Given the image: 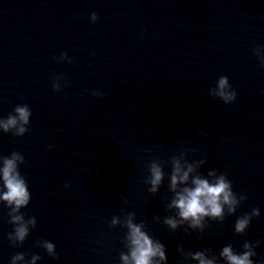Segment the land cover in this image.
I'll return each mask as SVG.
<instances>
[{"label": "clouds", "instance_id": "obj_1", "mask_svg": "<svg viewBox=\"0 0 264 264\" xmlns=\"http://www.w3.org/2000/svg\"><path fill=\"white\" fill-rule=\"evenodd\" d=\"M97 19V13H91L90 20L95 23ZM254 54L258 57L260 66L264 68V46L254 49ZM56 59L71 62L67 53H62ZM61 80H63L62 75L53 78L54 91H61ZM91 94L103 95L98 90ZM209 95L219 98L225 104H231L237 98V93L227 76L219 77L216 87L209 90ZM31 116L32 112L27 104H18L7 118H0V131L17 137L23 136L29 130ZM23 163H25L24 156L20 152H12L10 156H0V204L9 208L8 222L14 227L8 234V240L13 246L22 245L29 236L30 229H34L37 223L34 216L25 219V214L21 212L31 199L27 181L19 170V165ZM167 163L171 165L168 190L173 195L166 204V210L174 215L165 216L163 223L172 231L183 227L186 234L189 230L203 232L207 220L223 223L226 215H234L242 202L247 199L246 194L238 195L233 191L232 181L228 179L226 173L211 169L206 176L201 174V166L206 163L203 159L189 161L187 152L182 151L179 155L172 156ZM163 168L164 163L159 159L151 161L147 166L149 175L144 182L150 185L148 191L152 195L157 194L164 181ZM69 186L65 185V187ZM259 216V208H253L250 213L237 217L234 225L235 233L245 234L253 217ZM153 219L159 221L160 217L155 216ZM135 220L136 213L128 212L123 217L113 216L110 222L111 227L120 226L126 229L123 243L127 251L120 253L121 264H167L166 246L145 230L143 222L136 223ZM38 246L45 249L53 259H58L52 242L44 240L39 242ZM242 247L243 251L237 252L231 244H228L222 247L218 256L211 247L195 252H185L183 247H180L179 252L185 260L195 261L196 264H220L221 260L225 264H254L252 258L256 256L255 245L245 241ZM40 259L39 255H32L30 260H26L25 254L17 253L12 257L10 264H17V261L36 264Z\"/></svg>", "mask_w": 264, "mask_h": 264}]
</instances>
